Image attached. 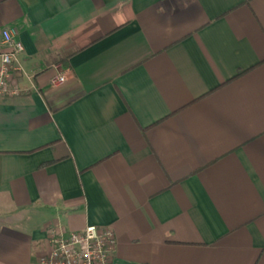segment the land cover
Here are the masks:
<instances>
[{
  "label": "crops",
  "instance_id": "obj_1",
  "mask_svg": "<svg viewBox=\"0 0 264 264\" xmlns=\"http://www.w3.org/2000/svg\"><path fill=\"white\" fill-rule=\"evenodd\" d=\"M7 26L0 264L90 224L123 264H264V0H0Z\"/></svg>",
  "mask_w": 264,
  "mask_h": 264
},
{
  "label": "built area",
  "instance_id": "obj_2",
  "mask_svg": "<svg viewBox=\"0 0 264 264\" xmlns=\"http://www.w3.org/2000/svg\"><path fill=\"white\" fill-rule=\"evenodd\" d=\"M17 30L4 27L0 32V96H14L19 89L13 82L20 70L19 55L22 43L16 38ZM65 80L63 74L51 79L56 85ZM48 252L34 264H123L116 259V238L112 229L86 225L78 231L52 227L47 233Z\"/></svg>",
  "mask_w": 264,
  "mask_h": 264
}]
</instances>
